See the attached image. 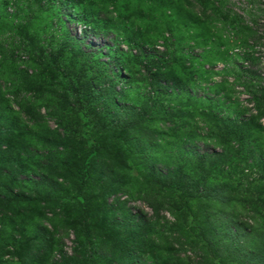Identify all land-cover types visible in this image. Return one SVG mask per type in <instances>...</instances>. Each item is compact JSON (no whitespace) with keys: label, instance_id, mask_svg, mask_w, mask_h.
Returning <instances> with one entry per match:
<instances>
[{"label":"rangeland","instance_id":"obj_1","mask_svg":"<svg viewBox=\"0 0 264 264\" xmlns=\"http://www.w3.org/2000/svg\"><path fill=\"white\" fill-rule=\"evenodd\" d=\"M156 1L0 0V197L12 201L0 206V264H182L198 248L190 227L202 229L210 221L195 214L202 204L186 201L187 191L176 185L186 187L192 149H214L206 137L216 124L199 111L205 97L225 98L230 108L222 114L231 120L242 107L251 108L244 86L248 75L264 79V0H226L222 7L249 10L243 21L237 19L243 29L255 15L251 32L236 28L230 37L241 33L243 58L253 72L244 74L238 62L222 73V61L234 65L222 54L207 78L197 49L193 72L158 70L171 51L157 30L146 27L152 18L146 6L157 8ZM174 1L184 14L218 22L217 2L206 7L203 1L202 10L201 0ZM83 63L86 73L80 75ZM157 90L163 96L152 101ZM122 107L137 113L126 118ZM117 119L125 128L104 129ZM222 176L212 182L229 186L231 204L224 211L257 229L250 233L259 253L264 198L256 200L264 178L257 181L255 171ZM174 203L185 221L178 230L167 212ZM209 206L221 211L219 203ZM227 220L204 235L209 231V238L220 236L217 243L236 245L229 233L240 231ZM77 233L81 245L75 244Z\"/></svg>","mask_w":264,"mask_h":264},{"label":"trees","instance_id":"obj_2","mask_svg":"<svg viewBox=\"0 0 264 264\" xmlns=\"http://www.w3.org/2000/svg\"><path fill=\"white\" fill-rule=\"evenodd\" d=\"M203 1L206 2V7L213 6L216 2L218 3V6L215 8V14L213 15L216 19L219 17L218 22L216 21V23L212 24L211 20H207L204 16H200L201 19H198L190 14H184L178 9L177 3L174 0H157V8H154V5L146 6L145 13L149 15L147 11L148 9L152 16V18L148 20L146 27L151 26L152 31L154 29L157 30L156 32L163 40L164 46L167 48L168 43V51H171L169 52L171 56L166 57L167 61L157 63L159 67L158 70L165 69L166 66L167 68L171 66L169 69L174 70V72L175 70H178L179 74H188V69L193 72L194 66L191 64H193L192 62L194 61L195 56L194 52L197 49L201 52L198 56L204 60L201 70L202 77L207 78V75L210 77L211 74H214L212 71L215 69V64L222 60L224 56L227 58L228 54L230 55V58L234 59V62L232 63L234 65L222 61L223 64L220 69L222 73L233 71L234 69L232 68H235V65H237L238 62H242L238 67L244 74L252 73L253 71L250 70L252 65L248 66V63L244 60L243 45L240 43L241 41H238L241 33L235 35L232 39H230V37L232 36V30H234L236 34V28H241L243 32L245 31L246 33H248L247 31L251 32V27L255 21V15L251 17L250 24L244 25L243 29L242 24L238 20L243 21V17L247 16L249 10H242L240 13L230 11V13L222 8L223 6L225 7L226 0H201L200 7L202 10L205 9ZM156 11L159 12L158 18L154 19L153 13ZM147 15L146 19L148 18ZM200 20L204 21V23ZM163 31L168 32V37L163 36ZM220 32H225L224 38L220 36ZM156 38L157 37H155V39ZM253 45L254 44L252 43L249 48ZM61 52L63 54L64 51ZM166 54V52L163 53L164 56H166ZM222 54H224V56H221ZM226 58H224V60H226ZM247 58L249 57L247 56ZM147 59L149 58L147 57ZM187 64H190L189 68L185 69ZM205 65L207 66L206 69L204 68ZM86 66L87 64L85 63L77 66L81 73L80 75L86 73ZM263 82L264 79L260 76L255 80L248 75L247 83L244 88L246 90V105H249L251 108L246 109L245 107H242L243 113L238 112L234 115L232 120L227 119V117L224 118V115L222 114L223 110L230 108L227 101L224 102L225 98L223 99V102H220L205 97V104L199 107L201 113L200 116L207 117L210 121L213 119L216 124L214 126L216 129L215 133H213V135L210 133L206 137L208 139L210 138V143L214 149H212L210 153L206 151L208 148L204 151L202 150V152L192 149L189 154L191 164V174L188 177L189 180L186 182L187 184L184 188H180L179 185H176V190L179 192L187 191L186 201L201 203L202 206L195 210V214L203 216L205 220L210 221V224L205 223L202 229L200 227H190L196 233L197 241L195 242V245H197L198 248H191V246L190 248L193 256L185 257V259L182 260V264H211L214 261L221 262L224 258H228L233 262L239 261L242 257L246 258V260L242 261L243 264H264V239L259 242L262 251L256 253L257 245L253 243V238H251L252 234L250 233V230L255 228L247 225V223H238L233 216H228V213L224 211V209L231 204V201L228 199L230 196L228 190L229 186L226 187L225 184L220 185L216 183L214 185V182H212V180H215L216 177L221 174H223L221 178L223 180L226 177L230 179L227 175H240L243 174L244 171H255L259 176L257 181L262 182V177L264 178V149L262 147L264 146V124L261 122L262 119L264 120ZM75 85L76 82H73V89ZM88 87L90 88L89 84ZM162 96V91L157 90L152 97V101H158ZM186 98L187 100L191 99L187 93ZM84 99H86L85 96ZM235 104L240 105L238 102H235ZM214 108L219 110L218 114L213 113ZM132 109H134L135 112H132ZM120 110H123V116H126V118L131 114L136 115L137 113L135 108L122 107L118 109V111ZM212 116L214 117L212 118ZM169 120L172 122V119ZM118 124V127L125 128L124 125H120V119H117L116 122L113 120L109 121V126L107 125L104 129L107 128L113 130L114 126H117ZM195 129V127L192 128L193 132ZM187 133L190 134L191 132ZM231 162H237L234 168H238L240 171H235L234 168L231 169V167H233ZM242 163L247 165L242 167ZM221 165L228 169L219 170L218 166ZM258 190L259 192L261 191V193L257 194L258 199L256 201L262 202L263 200L260 199L264 198V187H259ZM106 196H108V194L105 195V197ZM15 197H17V194ZM13 200L14 203L20 202L15 198ZM23 201H27V199H24ZM10 202L12 201L0 197V206H4V203H7V206H11ZM215 202L221 204V211H213V207L209 206L211 203ZM180 207L181 206L176 203L168 206L169 209L167 212L174 221V223H170V225H172L171 227H173L174 230L180 229L182 227L181 224H183V222L185 223L181 217L182 213L180 212ZM189 210V207L186 206V211ZM153 216L159 217L156 211ZM227 218L229 219L227 220ZM226 220L231 225L232 222H235L240 231L239 233L230 231L229 236L233 240L236 239L237 242L236 245L230 247L223 246L222 242L217 243V238L220 236L213 238L207 237L211 234L209 233L211 229L220 226L219 224ZM140 224H138V222L136 223L138 226H140ZM207 228L209 231L204 235L203 232ZM255 231H257V229H255ZM256 238L258 239L259 237ZM82 239V235L77 233L75 235V244L81 245ZM236 248L240 249V254L236 251ZM251 251H253L252 254L250 253ZM175 252V255L179 256L183 252V247L180 245ZM136 258V256H133L134 260Z\"/></svg>","mask_w":264,"mask_h":264}]
</instances>
